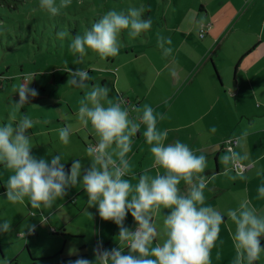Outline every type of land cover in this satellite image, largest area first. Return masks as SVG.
Instances as JSON below:
<instances>
[{
    "label": "clouds",
    "instance_id": "clouds-1",
    "mask_svg": "<svg viewBox=\"0 0 264 264\" xmlns=\"http://www.w3.org/2000/svg\"><path fill=\"white\" fill-rule=\"evenodd\" d=\"M71 4L72 0H39V7L53 17ZM144 12L143 5L129 7L127 12L110 10L82 34H76L69 48L80 57L88 52L101 58L115 57L119 54L120 35L124 30L135 38L151 28L152 21L144 19ZM170 43V39L163 37L158 40V46L166 55L172 51L165 47ZM67 71L73 85L87 89L79 102L77 119L95 138L86 150L90 167L83 173L80 159H73L66 169L59 153L50 160L37 158L32 153L33 134H27V130L34 125L27 114H20L19 119L0 120V167L9 173L3 183L6 188L3 200L13 205L27 204L33 210L51 209L68 189L81 185L88 208L95 207L102 220L112 221L119 229L117 238L124 247H98L94 249L93 259L78 257L67 264H212V250L217 247V241L223 243L220 232L225 216L230 221L235 251L232 264H257L261 260L264 213L244 202L223 214L207 205L204 194L207 180L202 175L207 158L203 153L197 154L179 140L166 143L168 132L158 129L157 116L150 105H145L138 117L131 118L129 109L119 100H113L107 87L89 86L88 71L83 68ZM33 79L21 83L16 89L18 100L11 101L19 113L30 99L38 96L36 89L29 88ZM141 125L145 127L143 136L150 146L154 165L162 171L152 175L146 169L133 176L136 182L132 183L128 178L126 157ZM210 131L214 133L216 129ZM58 136L62 144L68 145L71 129H59ZM238 158L233 152L225 161ZM229 173L230 169L225 168L224 174ZM256 175L264 176V168L258 169ZM229 178L236 179L235 176ZM256 191V199L264 200V183ZM164 209L169 211L162 215ZM128 215L135 222V230L124 224ZM154 215L162 217L159 228L153 223ZM10 227L8 220L0 219V233L9 232ZM34 228V225L28 226L29 232ZM125 248L127 254H124ZM68 254L77 255V249L70 248Z\"/></svg>",
    "mask_w": 264,
    "mask_h": 264
},
{
    "label": "crops",
    "instance_id": "crops-1",
    "mask_svg": "<svg viewBox=\"0 0 264 264\" xmlns=\"http://www.w3.org/2000/svg\"><path fill=\"white\" fill-rule=\"evenodd\" d=\"M182 1L177 0L175 6L178 7V2ZM169 5L171 7L172 4ZM229 6L232 15L225 18ZM197 9L201 14L199 16ZM177 20L172 23L171 18H163L160 25L149 32L153 39L168 33L164 38L171 40L170 44H165V47L171 48L170 54L162 58L160 53H164L163 49L155 45L151 53L157 54L158 58H151L144 52L137 53L134 58L126 57L118 64L108 66L104 73L109 76L107 81L113 88L119 84L123 96L130 94L127 96L130 101L126 99L128 103L125 107L129 109L131 118L138 117L143 107L150 105L157 116L158 129L168 132L166 143L179 140L197 154L206 156L207 167L202 175L207 180L204 193L207 205L223 214L244 202L264 213V200L256 199V189L264 183V176L256 175L258 169L264 168V0H196L191 9ZM186 21L188 27L184 26ZM203 24H210L211 29L204 39H200ZM224 51H228L227 58H222ZM233 70L235 75H232ZM104 78L99 77L98 80L103 84ZM136 88L141 93L132 94L130 89ZM115 90L113 97L120 101ZM72 111L69 118L59 110V122H63L61 126L71 129L68 145L59 141L61 127L57 126L54 131H46L45 142L37 139V134L41 133L33 132L36 144L31 151L35 155V152L47 148V154L42 157L48 160L57 153L61 154L66 169L70 168L73 159H80L83 173L90 167L86 150L95 138L90 129L79 125L78 108H72ZM212 128L216 129L214 133L210 131ZM144 130V125H141L133 138L132 150L126 157L130 179L146 169L152 175L162 171L154 165L150 146L143 136ZM227 139L238 142L232 152L223 144ZM234 151L239 155L235 161L247 168L243 173L231 169L233 161L229 165L222 160L223 152L231 154ZM225 168L230 169L229 175L224 174ZM260 177L263 178L261 182ZM180 187L183 190L185 185L182 183ZM2 197L0 192V199ZM86 201L81 185L68 189L66 195L51 208L53 211L46 213L50 212L48 216L52 217L66 207L70 209L69 213L61 216L56 224L49 219L47 230L51 234L56 231L61 233V230L66 232V223L71 216L88 211ZM168 211L162 210V215ZM41 215L37 222L26 226L28 232V226L33 225L35 232L41 228L45 230L43 226L47 216L42 211ZM155 218L162 220V217L154 215V224ZM19 222V219L13 221V230H17ZM229 224L225 216V223L222 224L225 238H231Z\"/></svg>",
    "mask_w": 264,
    "mask_h": 264
},
{
    "label": "rangeland",
    "instance_id": "rangeland-1",
    "mask_svg": "<svg viewBox=\"0 0 264 264\" xmlns=\"http://www.w3.org/2000/svg\"><path fill=\"white\" fill-rule=\"evenodd\" d=\"M34 1L39 2V0ZM8 2L17 4L14 0ZM98 2L100 5L96 4ZM169 2L172 4L171 7H169ZM175 2L177 0H79L76 4V1H72L70 8L63 9L59 15L55 17L49 14L43 16L42 20L47 19L44 22L46 29L42 32V35H39L36 43H34L35 36L33 34L26 35L27 33L24 34L19 29L10 30L7 26V14L10 12L0 11L1 20L4 21L3 26L0 24V120L19 119L21 118L20 114H27L33 120L34 125L32 129L27 130V134L41 133L37 134L39 136L37 139L40 142L47 141V130L54 131L57 126V128L64 127L58 124L61 117L59 110L61 109L62 114H67L70 118L73 112L72 108H79V102L87 91V89H81L70 82L71 75L67 71L68 68L73 70L83 68L88 71L91 77L88 81L89 86L99 84L107 87L109 96L112 99L115 96L114 90L116 89V94H119L118 98L121 99L119 102L125 107V104L128 103L126 101L127 96L130 94L127 93L129 95L123 96L118 88L119 84L115 88L110 85L107 81L109 76L104 74L106 69L113 63L118 64L126 57L134 58L139 52L150 54L151 58H158L159 56L151 53V50L155 49V45L158 46V40L161 37L153 39V35L147 30L140 35L135 44L121 43L119 54L107 58H101L92 52L80 57L79 54H74L70 50L69 44L76 34H82L92 23L99 19L94 20L93 17L102 9H105L106 12L110 10L127 12L129 7L143 5L151 11V28H154L155 24L162 22L163 18L167 20L171 18V22L175 23L178 21L177 19L182 18L191 9L196 0H183L181 3L178 2V7L175 6ZM12 8L14 9V7ZM198 10L196 11L199 16L201 14ZM226 10L225 18L232 15L230 6ZM20 11L23 12V9L21 8ZM37 11L38 9L29 11L26 17L27 21H30ZM188 25L186 21L184 26L188 27ZM60 33L64 35L61 36ZM124 34L121 33L120 40ZM164 36L167 37L168 33ZM128 37V35L124 36L126 40ZM160 55L162 58L165 57L163 52ZM227 57L228 51H224L222 58ZM234 72L233 70L232 75H235ZM112 74H115V72L112 71ZM99 77H105L103 84L98 80ZM31 78L34 79L29 84V88L36 89L38 96L30 99L25 108L20 109L19 113L15 110L11 101L18 100L17 87L24 83L26 79ZM130 92L132 94L141 93V90L139 88L130 89ZM46 151L47 148L41 149L39 152H35V156L40 158L47 154ZM234 152L238 155L237 151ZM222 154V160L226 162L225 157L230 154L226 152ZM227 163L231 165V161ZM8 174L7 170L0 167V192L3 195L0 199V219L8 220L11 223L9 232L0 233V264H67V261L75 260L78 257L93 259L94 249L98 247L103 249L124 247L117 238L118 227L112 221L102 220L98 216L95 207L88 208L87 212H81L75 217L71 216L70 221L66 223L67 230L65 233L67 235H65V238L60 237V235H52L47 230V226H50L49 219L56 224L61 216L69 213L70 209L68 207L63 208L62 211L56 212L51 217V215H48L53 209L33 210L27 204L13 205L3 200L6 199V188L3 183L6 182ZM128 178L130 179V176ZM131 180L132 183L136 182L134 179ZM262 180L263 178L260 177L259 182ZM251 185H253V182L250 183ZM239 188L241 189V185H239ZM49 210L50 212L46 213ZM34 211H37L35 217L32 215ZM41 211L47 216L43 226L45 230L43 231L42 228L35 229L34 236L27 231L26 226L37 222L42 217ZM81 214L83 215L81 216ZM159 217L161 218L158 215ZM16 219H19L20 224L16 227L17 230H13L12 223ZM155 220V225L159 228L162 225V220L156 218ZM124 224L135 230V222L131 215L126 216ZM221 230L223 231L220 232V240L223 243L217 241V247L212 250V264H232L235 251L231 244V238H225L226 234H224V226L222 225ZM262 245H264V239ZM73 247L77 249V255L70 256L68 252ZM127 253L128 249L125 248L124 254ZM217 253H219V256H217ZM257 264H264V255Z\"/></svg>",
    "mask_w": 264,
    "mask_h": 264
},
{
    "label": "trees",
    "instance_id": "trees-1",
    "mask_svg": "<svg viewBox=\"0 0 264 264\" xmlns=\"http://www.w3.org/2000/svg\"><path fill=\"white\" fill-rule=\"evenodd\" d=\"M9 0H0V11H3V12H5V11H8V12H10L9 14H7L8 16H7V26H8V28L11 30V29H13V30H17V29H19V31H22V32H24V34H26V35H30V34H33L34 36H35V38H34V43H36L37 42V38L39 37V35H42V32L46 29V25H45V21L47 20H42L43 19V16H47L48 15V13L46 12V11H44V10H42L40 7H39V2H36V1H34V0H32V1H28V0H14V2L15 3H17V4H12V3H10V2H8ZM72 1H76V4H77V2H79V0H72ZM104 3H105V1H103ZM170 3V2H169ZM168 3V4H169ZM75 4V5H76ZM96 4H98V5H100V3L98 2V3H96ZM72 5V4H71ZM70 5V6H71ZM70 6L68 7V8H70ZM12 7H14V9H16L17 11L15 12V10L12 8ZM11 8V9H10ZM23 9V12H21L20 11V9ZM144 8L146 9V7L144 6ZM37 10L38 9V11L36 12V13H34V15L32 16V18H31V20L30 21H27V13L29 12V11H31V10ZM94 13H96V12H94ZM106 13V10L105 9H102V11H99L93 18H94V20L95 19H97V18H100L103 14H105ZM101 15V16H100ZM55 17V16H54ZM144 19H151V11L150 10H148V9H146L145 10V12H144ZM162 21H163V19H162ZM40 23H41V26H40ZM0 24H2V26H3V24H4V21L3 20H1V15H0ZM158 25H160V23H156L155 24V27L154 28H156V27H158ZM205 25H207V24H203L202 26H205ZM202 26H201V28H202ZM201 28H200V30H201ZM153 28H150V29H148V32H150L151 30H152ZM125 33V34H124ZM122 34H124L123 35V38H121V40H120V44L122 43V44H129V43H133V44H135L139 39V37L140 36H138V37H135V38H133V37H130L129 35H128V33H127V30H124L123 32H122ZM146 34V33H145ZM208 34V32L205 34V36ZM125 35H128L129 37H128V39L126 40V38H124V36ZM205 36L202 38V39H204L205 38ZM142 37H143V35H142ZM141 37V38H142ZM199 37H200V33H199ZM201 39V38H200ZM130 42H129V41ZM214 67V66H213ZM214 69V73H215V76L217 77V79H218V81H219V78H218V74H217V72H216V70H215V68H213ZM58 123V122H57ZM63 122H59L58 124H62ZM231 140H236V139H227V140H225L224 142H223V144H226V147H227V143L229 142V141H231ZM236 142H237V140H236ZM238 143V142H237ZM237 143H236V145L235 146H233L232 147V150H233V148L234 147H236L237 146ZM232 150H230L231 152H232ZM235 162H237V161H234L233 162V166H232V169H233V171L235 172V170H234V163ZM239 163V162H238ZM240 164V163H239ZM72 199V198H71ZM74 199V198H73ZM73 204V203H72ZM31 234H33L34 236H35V231H32V233ZM65 234V231L64 230H61V233L59 234V233H57V231H56V233H52V235H60V236H63ZM29 236V235H28ZM262 242H263V239L261 240ZM1 254V253H0Z\"/></svg>",
    "mask_w": 264,
    "mask_h": 264
},
{
    "label": "built area",
    "instance_id": "built-area-1",
    "mask_svg": "<svg viewBox=\"0 0 264 264\" xmlns=\"http://www.w3.org/2000/svg\"><path fill=\"white\" fill-rule=\"evenodd\" d=\"M211 29V25L207 24L205 26H202L201 30H200V38L202 39L205 34ZM236 140H231L229 141L227 144L228 150H232V147L236 145ZM234 170L235 172H239V173H243L247 170L246 167L241 166V164H239L238 162L234 163Z\"/></svg>",
    "mask_w": 264,
    "mask_h": 264
},
{
    "label": "water",
    "instance_id": "water-1",
    "mask_svg": "<svg viewBox=\"0 0 264 264\" xmlns=\"http://www.w3.org/2000/svg\"><path fill=\"white\" fill-rule=\"evenodd\" d=\"M260 239L262 240V239H264V237H261Z\"/></svg>",
    "mask_w": 264,
    "mask_h": 264
}]
</instances>
